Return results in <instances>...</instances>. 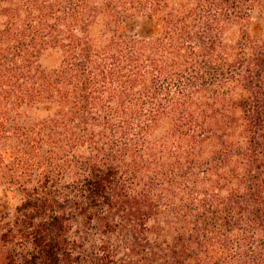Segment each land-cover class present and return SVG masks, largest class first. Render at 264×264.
Segmentation results:
<instances>
[{
    "label": "trees",
    "instance_id": "trees-1",
    "mask_svg": "<svg viewBox=\"0 0 264 264\" xmlns=\"http://www.w3.org/2000/svg\"><path fill=\"white\" fill-rule=\"evenodd\" d=\"M0 189V264H264V0H0Z\"/></svg>",
    "mask_w": 264,
    "mask_h": 264
},
{
    "label": "rangeland",
    "instance_id": "rangeland-1",
    "mask_svg": "<svg viewBox=\"0 0 264 264\" xmlns=\"http://www.w3.org/2000/svg\"><path fill=\"white\" fill-rule=\"evenodd\" d=\"M261 16L262 8H259L252 21V32L255 36L259 35L261 31ZM122 28L128 34H133L139 37L151 36L158 31L156 20L147 15L141 14H132L125 18L122 23ZM42 62L46 67L55 66L58 64V55L56 53L46 54ZM9 205V198L0 189V216L8 209Z\"/></svg>",
    "mask_w": 264,
    "mask_h": 264
}]
</instances>
